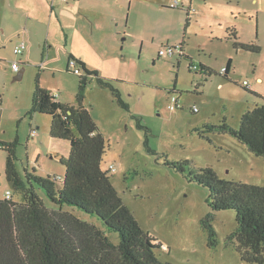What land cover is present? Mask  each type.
<instances>
[{
  "label": "rangeland",
  "instance_id": "obj_1",
  "mask_svg": "<svg viewBox=\"0 0 264 264\" xmlns=\"http://www.w3.org/2000/svg\"><path fill=\"white\" fill-rule=\"evenodd\" d=\"M67 1L33 0L30 10L10 19L13 41L0 40V144L17 140L18 173L64 176L61 160L70 156V143L51 137L50 116L30 110L39 75L42 88L57 101L77 106L81 76L68 70L72 54L113 84L129 105L120 107L96 78L87 88L84 104L107 140L102 169L115 168L110 177L119 196L164 247L157 251L160 261L252 264L227 239L236 228L235 211L214 212L216 246H210L202 224L212 212L208 188L167 167L165 160L188 161L196 173L212 168L226 181L264 185V157L229 134L206 131L207 125L224 122L239 128L242 115L264 103V0H180L177 8L171 6L176 0ZM231 31L239 37L238 47ZM24 41L29 53L16 55L15 47ZM183 41L188 58L159 56L164 45ZM229 59L233 67L226 78L222 68ZM201 62L212 75L190 69ZM15 66L25 69L21 80H14ZM173 96L181 105L176 110L170 109ZM8 154L0 147V198L10 191L20 202L21 194L6 177ZM38 193L49 209L58 210L43 191ZM53 215L77 248L93 231L74 215L119 244L117 234L96 216L69 206Z\"/></svg>",
  "mask_w": 264,
  "mask_h": 264
},
{
  "label": "trees",
  "instance_id": "obj_2",
  "mask_svg": "<svg viewBox=\"0 0 264 264\" xmlns=\"http://www.w3.org/2000/svg\"><path fill=\"white\" fill-rule=\"evenodd\" d=\"M232 36L237 46V33ZM71 61L82 71L77 106L57 101L52 91L42 88L39 75L30 110L31 115L50 116L51 137L68 141L71 145L70 156L61 160L66 168L62 180L55 176L39 177L35 170L27 172L24 178L17 171V140L0 144L9 153L5 169L7 180L10 187L22 196L20 202L14 201L13 195L11 200L0 198V264H172L160 261L157 251L164 248L163 245L142 228L119 196L110 177L113 171L102 169L107 140L84 104L87 88L96 78L99 84L112 90L119 106L125 109L129 106L113 84L100 77L97 71H90L85 61L72 54L69 64ZM231 68L232 60L224 73L226 78H229ZM251 93L261 97L257 92ZM206 127L209 133L219 131L237 138L256 156L264 157V103L249 108L242 115L239 128L225 122L220 126L209 124ZM202 137L209 138L204 134ZM165 165L189 181L208 188L207 203L212 212L202 224L209 234V245L216 246L217 232L212 225L214 212L233 210L237 222L227 237L228 241L235 245L243 261L264 264V185L226 181L208 167L196 173L188 161L165 160ZM38 190L43 191L58 210L49 209ZM65 206L98 217L117 234L119 244H114L95 224L74 215L81 225L93 231L85 245L77 248L54 219L53 211H61Z\"/></svg>",
  "mask_w": 264,
  "mask_h": 264
},
{
  "label": "crops",
  "instance_id": "obj_3",
  "mask_svg": "<svg viewBox=\"0 0 264 264\" xmlns=\"http://www.w3.org/2000/svg\"><path fill=\"white\" fill-rule=\"evenodd\" d=\"M32 1L33 0H0V40L1 41H10L12 42L13 39L12 37H14L15 35L14 32H15V28L13 26V24L11 23L10 19H12L13 21L16 19V17L19 16V14L21 12H23V10H30L31 7H32ZM72 1H75V0H72ZM193 5V4H192ZM172 6V5H171ZM191 6L188 8V15L189 17L191 16ZM29 12V11H28ZM29 15H30V12H29ZM190 20V19H189ZM235 31H231V34H233ZM235 41V40H234ZM236 42V41H235ZM234 42V43H235ZM28 43V42H27ZM177 44H181L185 50V56L181 59H184V58H188V54H187V44L185 41L183 42H180V43H177ZM6 45V44H4ZM169 45V44H167ZM238 45H239V42H238ZM238 45L236 47H238ZM29 46V45H28ZM250 50L252 51H260V48L258 46H251L249 48ZM28 51L29 53V47L27 48V50L24 52L26 53ZM23 53V54H24ZM22 54V55H23ZM232 60V59H229V61ZM229 61H228V64H229ZM2 60H0V64H1ZM180 63V61H179ZM228 64L226 66V68L228 67ZM87 65V64H86ZM200 70L196 73H201L202 75L204 76H207V75H210L212 73L211 71V68L209 65H207L206 63L204 62H201L200 63ZM88 67V66H87ZM232 67H233V61H232ZM225 68V67H224ZM0 69H1V65H0ZM89 69V67H88ZM223 69V68H222ZM232 69V68H231ZM230 69V70H231ZM25 70V69H24ZM90 71H95V70H91L89 69ZM25 72V71H24ZM211 72V73H210ZM230 75V73H229ZM257 81L259 83L263 82V79L262 78H258ZM244 85V84H243ZM221 86V85H220ZM247 87L249 88V83L247 85ZM175 89H173V93L176 92V90L174 91ZM178 99V104H179V108H180V101H179V98L177 97ZM126 103V102H125ZM129 106V105H128ZM121 107V106H120ZM125 109V108H124ZM178 109V108H177ZM96 122V121H95ZM99 126V125H98ZM63 177V176H62Z\"/></svg>",
  "mask_w": 264,
  "mask_h": 264
},
{
  "label": "built area",
  "instance_id": "obj_4",
  "mask_svg": "<svg viewBox=\"0 0 264 264\" xmlns=\"http://www.w3.org/2000/svg\"><path fill=\"white\" fill-rule=\"evenodd\" d=\"M62 1H65V2H68L67 0H62ZM75 1H79V0H75ZM178 6H180V0H176L175 4L172 5V7L174 8H177ZM28 43L26 41L22 42L21 44H19L17 47H15V50H14V53L16 55H22L28 48ZM159 56L163 57V56H166V57H175V56H178V57H181L183 58L185 56V50L183 48V46L181 44H173V45H164L161 49V51H159ZM69 67L70 69L73 71L74 74L76 75H82V71L80 70V68L76 65L75 62L71 61V63L69 64ZM199 66H196L195 65H191L190 69L191 70H194L196 72H198L200 69ZM14 72L17 74V73H20V68L19 66H15L14 67ZM226 72V67L222 69V73L224 74ZM245 86L248 85V82H245L244 84ZM179 107V104H178V99L177 97L173 96L171 98V105H170V109L171 110H176L177 108ZM111 171H115V168L113 166H110L109 168ZM59 180H62V177H58ZM6 198L8 200H11L12 199V194L10 191H7L6 192Z\"/></svg>",
  "mask_w": 264,
  "mask_h": 264
},
{
  "label": "water",
  "instance_id": "obj_5",
  "mask_svg": "<svg viewBox=\"0 0 264 264\" xmlns=\"http://www.w3.org/2000/svg\"><path fill=\"white\" fill-rule=\"evenodd\" d=\"M24 69H22L21 71H20V73L16 76V78H14V80L16 81V80H21L22 78H23V75H24Z\"/></svg>",
  "mask_w": 264,
  "mask_h": 264
}]
</instances>
